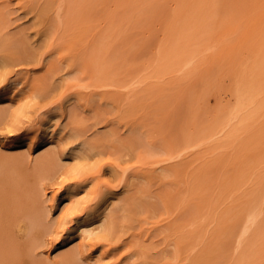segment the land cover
<instances>
[{
    "label": "rangeland",
    "instance_id": "obj_1",
    "mask_svg": "<svg viewBox=\"0 0 264 264\" xmlns=\"http://www.w3.org/2000/svg\"><path fill=\"white\" fill-rule=\"evenodd\" d=\"M0 68V264H264V0H0Z\"/></svg>",
    "mask_w": 264,
    "mask_h": 264
},
{
    "label": "bare ground",
    "instance_id": "obj_2",
    "mask_svg": "<svg viewBox=\"0 0 264 264\" xmlns=\"http://www.w3.org/2000/svg\"><path fill=\"white\" fill-rule=\"evenodd\" d=\"M3 63H4V65H6V63L4 61H3ZM4 70L5 69H3V71ZM2 74L4 75L3 72H2ZM2 74L0 73L1 76H2ZM18 83H20V82H18ZM23 88H21V89H23ZM64 130H65V126L62 125V122L60 121V117L59 116L56 117L55 115L51 116L45 122V124L43 125L42 128H38V131L35 134L31 135L32 145H34V146L36 145V147H37L38 145L43 143L45 140H48L52 143L53 141L58 140L60 138V135L62 134V132ZM0 137H1V135H0ZM5 138L7 139L8 137H4V140H5ZM10 144H14V142H10V141L8 142V140L5 141V145L8 146ZM32 148H30V149L32 150ZM80 148H82V147H80ZM33 149H35V148H33ZM108 200H109V197L103 199L99 203L98 207L95 210H93L90 213L88 212V214H89L88 218L81 217L80 219H78L75 222L71 221V224H69L67 227H65L63 229L65 239L68 240L69 242H73L76 239H78V241H80V245H86L91 240L92 236L96 233V231L99 229V226L97 224L99 222V220L100 221L104 220V216L106 213L105 210L109 205V203H107Z\"/></svg>",
    "mask_w": 264,
    "mask_h": 264
}]
</instances>
